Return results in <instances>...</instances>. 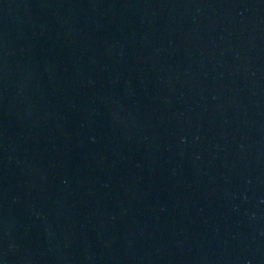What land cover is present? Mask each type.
<instances>
[{
    "label": "water",
    "instance_id": "1",
    "mask_svg": "<svg viewBox=\"0 0 264 264\" xmlns=\"http://www.w3.org/2000/svg\"><path fill=\"white\" fill-rule=\"evenodd\" d=\"M214 0H0V264H58L116 141Z\"/></svg>",
    "mask_w": 264,
    "mask_h": 264
}]
</instances>
